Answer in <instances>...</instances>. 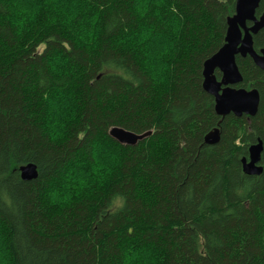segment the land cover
I'll list each match as a JSON object with an SVG mask.
<instances>
[{
  "label": "trees",
  "instance_id": "trees-1",
  "mask_svg": "<svg viewBox=\"0 0 264 264\" xmlns=\"http://www.w3.org/2000/svg\"><path fill=\"white\" fill-rule=\"evenodd\" d=\"M236 1L165 0L161 17L177 15L182 25L163 93L140 70L139 53L112 46L124 27H136L130 0H81L82 13L69 29L46 26L44 9L23 39L0 26V221L11 228L17 264H118L125 239L155 243L166 264H264V172L247 176L242 166L252 145L261 141L264 149V71L250 57L237 59L239 87L260 93L250 120L219 117L203 88L204 64L224 46ZM99 5L108 27L89 54L73 32ZM263 14L261 0L257 17ZM147 22L162 30L154 17ZM254 47L264 48V29ZM57 53L77 78L49 72ZM57 88L73 92L76 119L53 143L43 132L48 113L40 98ZM113 128L151 135L126 146L110 136ZM216 128L220 142L205 144ZM96 142L120 149V168L105 185H94L91 197L59 211L48 207L43 193L50 181L78 158L92 163ZM28 164L39 173L29 182L19 171Z\"/></svg>",
  "mask_w": 264,
  "mask_h": 264
},
{
  "label": "clouds",
  "instance_id": "clouds-1",
  "mask_svg": "<svg viewBox=\"0 0 264 264\" xmlns=\"http://www.w3.org/2000/svg\"><path fill=\"white\" fill-rule=\"evenodd\" d=\"M165 0H130L129 12L137 21L135 29L124 27L122 32L112 40L113 48L129 53H139L140 70L151 81L158 92L169 89L173 71L172 59L178 51L182 18L173 15L164 19L159 13ZM0 26L7 25L19 39H23L40 19L42 10L46 26L60 25L69 29L73 21L82 13L81 0H0ZM103 5L97 11L86 16L79 28L73 32L74 42L86 53H93L99 47L103 33L107 29L102 21ZM174 11V10H173ZM154 17L162 26L157 30L156 24L147 22ZM68 48V44H64ZM49 72L55 78H77L79 73L69 64L62 54L53 55L48 62ZM41 103L46 105L47 118L43 132L50 142L61 141L68 131L69 124L76 119L77 100L73 92L57 88L41 95ZM92 163L86 158H78L61 174L50 181L43 193L48 207L57 211L71 207L93 195L94 185L99 188L109 182L120 168L121 152L118 147L109 150L104 143L96 142L91 150ZM257 214L260 215L259 210ZM11 228L0 221V264H17L11 245ZM259 243L264 246V236ZM118 264H166V256L160 247L150 241L125 239L120 246Z\"/></svg>",
  "mask_w": 264,
  "mask_h": 264
},
{
  "label": "water",
  "instance_id": "water-1",
  "mask_svg": "<svg viewBox=\"0 0 264 264\" xmlns=\"http://www.w3.org/2000/svg\"><path fill=\"white\" fill-rule=\"evenodd\" d=\"M261 0H237L235 13L228 18L227 34L224 46L204 64L203 88L215 99V111L221 118L230 115L241 118H254L260 107V93L257 89L247 90L240 88L243 76L237 64L238 57H250L256 67L264 71V48L259 52L254 47V37L264 29V14L257 17ZM221 74L218 79L216 72ZM151 135L135 134L121 128H113L110 136L121 145L136 146L140 141ZM221 131L214 129L205 138V144L215 145L220 142ZM263 143L252 145L249 148V157L242 159L243 172L247 176H260L264 172L261 165ZM24 181L36 180L39 176L34 164L19 168Z\"/></svg>",
  "mask_w": 264,
  "mask_h": 264
}]
</instances>
